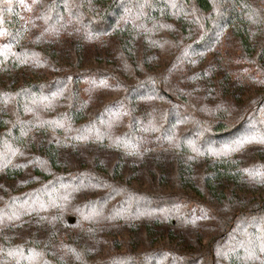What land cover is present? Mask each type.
<instances>
[{
	"label": "trees",
	"instance_id": "1",
	"mask_svg": "<svg viewBox=\"0 0 264 264\" xmlns=\"http://www.w3.org/2000/svg\"><path fill=\"white\" fill-rule=\"evenodd\" d=\"M0 264H264V0H0Z\"/></svg>",
	"mask_w": 264,
	"mask_h": 264
},
{
	"label": "rangeland",
	"instance_id": "2",
	"mask_svg": "<svg viewBox=\"0 0 264 264\" xmlns=\"http://www.w3.org/2000/svg\"><path fill=\"white\" fill-rule=\"evenodd\" d=\"M221 49L227 50L225 53L223 52V54L221 55V59H223L225 54H227V58L229 57V62L233 69H241L245 66L244 62L236 58V56L239 54V51L237 50L236 44H234L232 40L222 42ZM232 64L234 67L232 66Z\"/></svg>",
	"mask_w": 264,
	"mask_h": 264
}]
</instances>
